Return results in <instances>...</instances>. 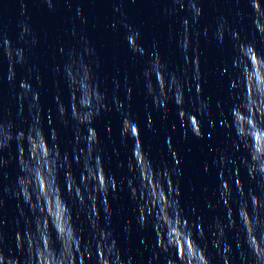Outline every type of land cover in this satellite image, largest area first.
<instances>
[{
	"label": "water",
	"instance_id": "1",
	"mask_svg": "<svg viewBox=\"0 0 264 264\" xmlns=\"http://www.w3.org/2000/svg\"><path fill=\"white\" fill-rule=\"evenodd\" d=\"M0 264H264V0H0Z\"/></svg>",
	"mask_w": 264,
	"mask_h": 264
}]
</instances>
